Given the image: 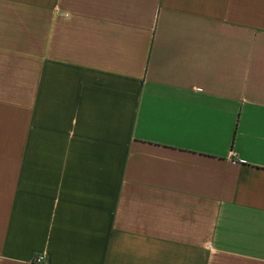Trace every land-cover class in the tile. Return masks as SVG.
Segmentation results:
<instances>
[{"label":"crops","instance_id":"0c3cea01","mask_svg":"<svg viewBox=\"0 0 264 264\" xmlns=\"http://www.w3.org/2000/svg\"><path fill=\"white\" fill-rule=\"evenodd\" d=\"M264 264V0H0V264Z\"/></svg>","mask_w":264,"mask_h":264},{"label":"built area","instance_id":"2783aa9c","mask_svg":"<svg viewBox=\"0 0 264 264\" xmlns=\"http://www.w3.org/2000/svg\"><path fill=\"white\" fill-rule=\"evenodd\" d=\"M41 261H42V257L40 255H37L33 258V262L36 264L41 263Z\"/></svg>","mask_w":264,"mask_h":264}]
</instances>
